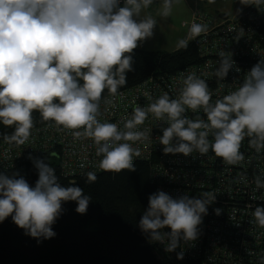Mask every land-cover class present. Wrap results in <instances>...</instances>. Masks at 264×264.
I'll use <instances>...</instances> for the list:
<instances>
[{
    "label": "clouds",
    "instance_id": "obj_1",
    "mask_svg": "<svg viewBox=\"0 0 264 264\" xmlns=\"http://www.w3.org/2000/svg\"><path fill=\"white\" fill-rule=\"evenodd\" d=\"M176 2L163 0L159 15L170 16ZM152 3L124 0L121 6V0H0V123L15 125L4 140L25 144L35 110L43 120L65 129H83L74 135L94 141L104 171H133L134 156L140 152L129 141L148 138L138 126L152 113L166 119L167 127L161 128L158 138L164 154L206 155L211 150L224 163L236 165L244 159L240 148L245 136L257 153L264 151V59L251 68L238 89L215 103L210 102L207 82L192 72L183 79L177 99L165 93L147 108H134L123 130L116 123L97 119L104 90L115 95L127 83L126 73L133 70L131 54L154 35L157 21L150 15L139 18L142 9ZM240 4L259 8L264 0H240ZM207 32V24L193 22L188 38L179 40L177 47L186 48L189 39ZM219 56L215 74L224 80L234 61L226 51ZM186 109L202 110L207 119H189ZM28 158L38 171L35 186L19 172L11 176L0 172V222L11 216L39 244L56 236L53 225L65 211L64 203L76 202L75 211L84 215L92 198L75 181L62 186L55 169L43 159ZM86 177L89 184L97 180L94 172H87ZM255 184L257 190L264 188V179L258 175ZM214 200L209 192L199 198L187 194L173 198L158 190L149 195L138 226L152 242L164 244L167 238L166 251H175L180 241L198 239L199 225ZM221 211L214 209L216 215ZM253 216L264 227V207H256ZM183 257L182 251L177 252V259Z\"/></svg>",
    "mask_w": 264,
    "mask_h": 264
},
{
    "label": "built area",
    "instance_id": "obj_2",
    "mask_svg": "<svg viewBox=\"0 0 264 264\" xmlns=\"http://www.w3.org/2000/svg\"><path fill=\"white\" fill-rule=\"evenodd\" d=\"M124 0H121L123 4ZM227 0H191V14L187 22L186 38L190 25L202 23L208 25V32L202 33L193 43L198 62L188 65L173 74H159L127 88L117 90L115 95L101 97V122L118 124L123 130V122L131 118L136 107L147 108L163 94L177 99L183 85V79L192 72L204 79L212 94L211 103L238 89L251 68L264 59V5L242 6L228 13L220 8ZM221 51H226L234 61L224 80L216 76L220 66ZM239 68V71L235 69ZM147 93V95H145ZM189 119H207L202 110L193 112L186 109ZM162 127H167L166 119H157L149 113L138 130L146 131L148 138L129 141L138 149L140 155L134 156V162H149L152 169L155 191L163 190L173 198L183 194L199 198L204 192L215 196L208 206V214L199 225L197 240L185 243L168 252L167 239L159 243L158 252L163 264H264V227L254 221L256 207H264V188L256 189L255 178L264 179V151L257 153L249 146L245 136L240 151L244 159L236 165H229L209 150L206 155L193 152L183 154H164L159 143ZM83 129H65L54 121L31 129L28 141L23 145L0 141V172L9 176L19 172L29 185L27 175L28 157L51 156L57 159L60 175L72 180L86 175L87 172L100 173L102 156L96 155L94 141L84 135L76 137L74 132ZM209 140H212L211 134ZM222 209L216 215L214 209ZM22 234L24 230L17 227ZM183 252V259H177V252Z\"/></svg>",
    "mask_w": 264,
    "mask_h": 264
},
{
    "label": "trees",
    "instance_id": "obj_3",
    "mask_svg": "<svg viewBox=\"0 0 264 264\" xmlns=\"http://www.w3.org/2000/svg\"><path fill=\"white\" fill-rule=\"evenodd\" d=\"M262 30L264 35V23ZM131 55L133 70L126 73L127 83L118 90L151 76L173 74L198 62L191 42L186 48L169 51L136 48ZM108 94L105 89L102 97ZM32 119L33 128L51 122L43 120L40 112L35 110ZM14 128L15 125L0 123V141L4 140L5 134L11 135ZM39 158L55 169L62 186L75 181V186L91 196L87 213L78 214L74 201L64 203L65 211L53 225L56 236L39 244L36 239L22 234L9 216L0 222V264H163L158 253L161 250L159 243L150 241L138 226L148 206L149 195L156 192L149 162H134L133 171L96 173V182L89 184L86 175L72 180L63 178L56 158ZM27 175L31 178V186H35L38 171L32 160L27 163ZM92 223L93 229L85 228Z\"/></svg>",
    "mask_w": 264,
    "mask_h": 264
},
{
    "label": "rangeland",
    "instance_id": "obj_4",
    "mask_svg": "<svg viewBox=\"0 0 264 264\" xmlns=\"http://www.w3.org/2000/svg\"><path fill=\"white\" fill-rule=\"evenodd\" d=\"M163 0H153V3L146 9H142L140 19L146 16H152L157 25L154 29L153 37L143 41L137 48L142 50H173L177 48L179 40L185 37V27L183 22L187 21V8L185 0H178L173 4L170 16L162 17L159 15L162 10ZM243 6L240 0H227L220 8L231 13L235 7ZM86 229H93L94 223L85 227Z\"/></svg>",
    "mask_w": 264,
    "mask_h": 264
},
{
    "label": "crops",
    "instance_id": "obj_5",
    "mask_svg": "<svg viewBox=\"0 0 264 264\" xmlns=\"http://www.w3.org/2000/svg\"><path fill=\"white\" fill-rule=\"evenodd\" d=\"M185 3H186V8H187V17L189 18V16H190V14H191V6H192V3H191V0H185ZM244 6V5H243ZM240 7H242V6H240ZM240 7H235L234 8V10L235 9H237V8H240ZM233 10V11H234ZM232 11V12H233ZM178 48V47H177ZM176 49V48H175ZM174 50V49H173Z\"/></svg>",
    "mask_w": 264,
    "mask_h": 264
}]
</instances>
